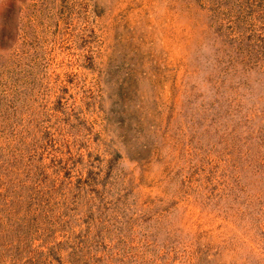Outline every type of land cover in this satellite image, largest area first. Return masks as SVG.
Listing matches in <instances>:
<instances>
[{
  "label": "rangeland",
  "instance_id": "1",
  "mask_svg": "<svg viewBox=\"0 0 264 264\" xmlns=\"http://www.w3.org/2000/svg\"><path fill=\"white\" fill-rule=\"evenodd\" d=\"M0 264H264V11L0 0Z\"/></svg>",
  "mask_w": 264,
  "mask_h": 264
},
{
  "label": "trees",
  "instance_id": "2",
  "mask_svg": "<svg viewBox=\"0 0 264 264\" xmlns=\"http://www.w3.org/2000/svg\"><path fill=\"white\" fill-rule=\"evenodd\" d=\"M252 4H255L258 9L264 11V0H252Z\"/></svg>",
  "mask_w": 264,
  "mask_h": 264
}]
</instances>
